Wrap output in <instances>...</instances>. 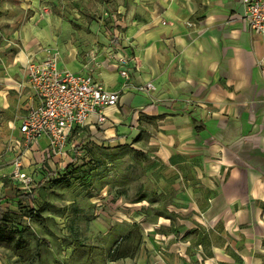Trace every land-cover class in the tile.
Segmentation results:
<instances>
[{
    "label": "crops",
    "instance_id": "0c3cea01",
    "mask_svg": "<svg viewBox=\"0 0 264 264\" xmlns=\"http://www.w3.org/2000/svg\"><path fill=\"white\" fill-rule=\"evenodd\" d=\"M190 8L201 9L204 17L174 36L172 53L163 46L156 59L161 98L177 101L152 105L151 93L129 86L115 106L103 109L102 124L90 115L74 135L98 129L106 144L135 147L138 115L145 114L142 121L157 120L159 129L153 132L148 124L144 143L166 159L173 156L170 167L177 173L174 186L179 191L155 220L143 222L139 246L159 248L162 258L146 262L141 251L132 259L125 257L126 264H264V31L252 33L243 26L240 0H190ZM230 10L231 20L225 22ZM6 54L0 50L3 140L10 128L18 138L30 94L23 68L26 49ZM134 75L136 81L127 79L131 85L151 81L146 78L150 72L141 73L142 78L136 71ZM123 81L120 77L112 89L100 83L117 90ZM186 98L194 107L191 113L182 110ZM36 144L48 156L44 140ZM25 165L32 176L42 168L32 160ZM169 219L175 222L171 225ZM109 233L110 227L103 234Z\"/></svg>",
    "mask_w": 264,
    "mask_h": 264
},
{
    "label": "rangeland",
    "instance_id": "374dc122",
    "mask_svg": "<svg viewBox=\"0 0 264 264\" xmlns=\"http://www.w3.org/2000/svg\"><path fill=\"white\" fill-rule=\"evenodd\" d=\"M201 11L192 12L190 0H0V50L10 56L25 48L23 68L28 59L47 56L61 68L82 71L111 89L120 82V69L135 81V71L140 78L150 72L146 78L152 88L144 93L155 98L151 104L176 102L161 98L156 59L163 46L172 53L174 36L198 23L204 17ZM231 14L227 12L225 22ZM147 57L153 70L147 67ZM188 101L183 100L182 110L191 113L194 107ZM143 116L138 115L136 148L111 146L98 129H85L74 135L68 151L46 156L37 144L35 148L17 142L13 128L5 133L6 140L0 131V205L16 215L18 227H25L17 253L0 244V264H111L107 254L112 244L129 230L134 233L130 244L138 241L129 258L141 251L146 262L162 258L159 248L139 247L142 224L165 211L179 187L174 186L177 173L170 167L173 156L166 159L144 143L147 125L153 132L159 125L157 120L142 121ZM15 159L24 169L26 162H40L44 173L34 174L31 185L22 188L13 174ZM58 175L62 182L55 183ZM29 191L33 202L17 200V193ZM109 227L111 233L103 234Z\"/></svg>",
    "mask_w": 264,
    "mask_h": 264
},
{
    "label": "built area",
    "instance_id": "2783aa9c",
    "mask_svg": "<svg viewBox=\"0 0 264 264\" xmlns=\"http://www.w3.org/2000/svg\"><path fill=\"white\" fill-rule=\"evenodd\" d=\"M239 19L252 33L264 31V0H240ZM124 62V61H123ZM26 82L30 89L24 116L18 125L17 142L24 146L45 142L47 155L64 153L71 148L74 132L82 128L90 115L96 124L105 121L103 109L115 106L119 93L133 87L146 92L152 88L146 81L137 85L128 83L126 70L120 69L119 76L124 80L117 90L106 89L100 82L85 74L61 69L50 57L39 60L28 59L24 64ZM20 160L13 163L14 178L20 187L28 188L33 179L32 173L20 168ZM43 174L42 169H38Z\"/></svg>",
    "mask_w": 264,
    "mask_h": 264
},
{
    "label": "trees",
    "instance_id": "16d2710c",
    "mask_svg": "<svg viewBox=\"0 0 264 264\" xmlns=\"http://www.w3.org/2000/svg\"><path fill=\"white\" fill-rule=\"evenodd\" d=\"M54 182H62L61 176H55ZM29 200L34 201L31 191L17 193V200ZM20 223V222H19ZM18 221L16 215L0 205V244L14 250L16 253L21 249L23 244L22 231L25 227H18ZM134 234L132 230H129L122 238L117 239L112 245V249L107 254L108 261H114L119 258L131 257L138 247V241L132 245L129 242L131 235Z\"/></svg>",
    "mask_w": 264,
    "mask_h": 264
}]
</instances>
